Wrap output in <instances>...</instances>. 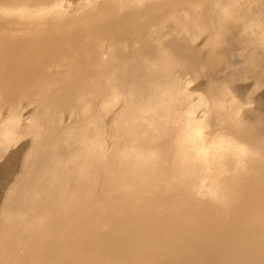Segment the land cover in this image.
<instances>
[{"label":"rangeland","instance_id":"rangeland-1","mask_svg":"<svg viewBox=\"0 0 264 264\" xmlns=\"http://www.w3.org/2000/svg\"><path fill=\"white\" fill-rule=\"evenodd\" d=\"M0 264H264V0H0Z\"/></svg>","mask_w":264,"mask_h":264},{"label":"clouds","instance_id":"clouds-1","mask_svg":"<svg viewBox=\"0 0 264 264\" xmlns=\"http://www.w3.org/2000/svg\"><path fill=\"white\" fill-rule=\"evenodd\" d=\"M241 155H242V156L246 155V150H245V152H242Z\"/></svg>","mask_w":264,"mask_h":264}]
</instances>
